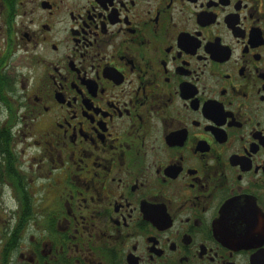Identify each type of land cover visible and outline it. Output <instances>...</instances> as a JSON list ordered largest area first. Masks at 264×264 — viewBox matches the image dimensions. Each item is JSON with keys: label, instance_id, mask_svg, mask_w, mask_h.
<instances>
[{"label": "flooded vegetation", "instance_id": "flooded-vegetation-1", "mask_svg": "<svg viewBox=\"0 0 264 264\" xmlns=\"http://www.w3.org/2000/svg\"><path fill=\"white\" fill-rule=\"evenodd\" d=\"M0 264H264V0H0Z\"/></svg>", "mask_w": 264, "mask_h": 264}]
</instances>
